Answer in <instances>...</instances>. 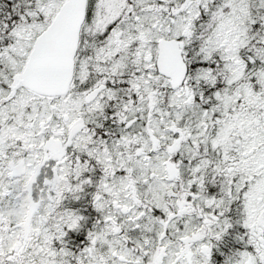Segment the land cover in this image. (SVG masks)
Returning <instances> with one entry per match:
<instances>
[{
	"label": "snow or ice",
	"instance_id": "1",
	"mask_svg": "<svg viewBox=\"0 0 264 264\" xmlns=\"http://www.w3.org/2000/svg\"><path fill=\"white\" fill-rule=\"evenodd\" d=\"M0 264H264V0H0Z\"/></svg>",
	"mask_w": 264,
	"mask_h": 264
}]
</instances>
